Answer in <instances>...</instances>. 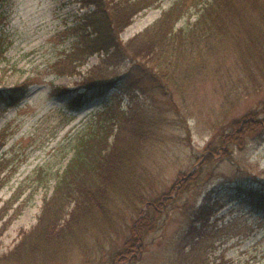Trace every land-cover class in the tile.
<instances>
[{"label": "rangeland", "instance_id": "1", "mask_svg": "<svg viewBox=\"0 0 264 264\" xmlns=\"http://www.w3.org/2000/svg\"><path fill=\"white\" fill-rule=\"evenodd\" d=\"M176 1L158 0L138 12L120 33L122 40L153 25ZM198 1L187 0L186 5ZM84 11L79 0H5L0 4V89L26 79L33 82L18 105L0 104V131H5L0 159L7 164L1 177L8 178L0 190V207L20 194L3 218L13 216L0 235V255L37 223L45 199L53 193L74 153L76 136L96 120L107 102L127 108L131 101L130 93L115 87L81 106L71 105L76 95L85 91L78 85L90 71L103 68L114 77L129 67L125 60L106 68L101 65L102 54L96 53L75 70L69 68L67 54L77 40L72 28ZM198 14L191 6L176 28L194 23ZM249 15L253 16L248 10L243 12V17ZM238 31L212 35L209 48L200 54L197 50V60L205 66L192 79L185 101L181 103L175 95L180 114L168 112L162 141L144 157L160 175L155 196L168 191L181 172L185 173L186 191L169 202L161 226L146 236L143 254L132 263L120 264H199L204 258L227 264H264V213L238 198L242 189L264 175V128L241 150L230 146L225 156L215 150L220 146L214 137L216 130L228 127L264 100L263 64L252 70V62L247 63L252 58L248 48L255 50L263 42L248 47L236 39ZM55 87L74 91L60 95ZM208 194L219 208L197 237L191 232L190 214ZM92 235L88 238L94 245L92 252L74 254L60 264H105L122 242L117 232L109 237L100 235L104 245L98 249L94 248L96 235Z\"/></svg>", "mask_w": 264, "mask_h": 264}, {"label": "trees", "instance_id": "2", "mask_svg": "<svg viewBox=\"0 0 264 264\" xmlns=\"http://www.w3.org/2000/svg\"><path fill=\"white\" fill-rule=\"evenodd\" d=\"M4 1L0 0V4ZM79 1L85 11L72 28L77 40L67 54L69 68L75 70L96 53L102 54L101 65L106 68L125 60L129 67L114 77L103 68L101 74L90 71L78 85L85 91L76 95L71 105L81 106L115 87L130 93L131 101L127 108L107 102L96 120L76 136L74 153L53 193L45 199L37 223L22 232L12 249L0 255L2 264H60L74 254L92 252L94 245L89 244V235H96L94 248L99 249L104 241L98 237H109L113 232L122 242L113 246L116 249L104 263H132L146 249V236L161 226L169 202L186 191L185 173L181 172L168 191L155 196L160 175L145 163L144 157L162 141L168 112L180 114L179 100L182 103L187 99L192 79L203 70L205 65L196 56L198 49L199 54L208 49L212 35L244 28L237 32L238 41L248 47L256 41L263 42L255 50L248 48L252 58L247 63L252 62V70L264 68V0H200L190 5H186L187 0H177L153 25L127 41L122 40L120 33L138 12L158 0ZM191 6L199 12L196 21L176 28ZM247 10L252 17H243ZM32 83L26 79L0 89V104L18 105ZM70 91L74 90L55 87L60 95ZM263 128L264 100L228 127L216 130L214 137L220 142L216 154L225 156L230 146L243 149L248 139ZM4 136L5 131L1 130L0 148L5 144ZM206 162L202 161L200 167ZM6 166L0 159V190L8 179L1 177ZM19 196L15 194L0 207V235L13 216L4 221L3 218ZM238 198L264 213V175L242 189ZM218 208L217 200L212 201L208 194L190 214L191 232L197 237L202 235V228L210 223ZM201 262L227 264L225 260L208 258Z\"/></svg>", "mask_w": 264, "mask_h": 264}]
</instances>
